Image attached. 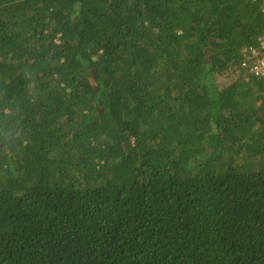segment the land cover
<instances>
[{
	"label": "trees",
	"instance_id": "16d2710c",
	"mask_svg": "<svg viewBox=\"0 0 264 264\" xmlns=\"http://www.w3.org/2000/svg\"><path fill=\"white\" fill-rule=\"evenodd\" d=\"M257 0H0V264H264Z\"/></svg>",
	"mask_w": 264,
	"mask_h": 264
},
{
	"label": "built area",
	"instance_id": "2783aa9c",
	"mask_svg": "<svg viewBox=\"0 0 264 264\" xmlns=\"http://www.w3.org/2000/svg\"><path fill=\"white\" fill-rule=\"evenodd\" d=\"M257 1H262L264 12V0ZM240 66L252 76L264 77V33L257 38L255 44L242 49Z\"/></svg>",
	"mask_w": 264,
	"mask_h": 264
}]
</instances>
